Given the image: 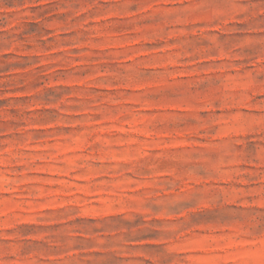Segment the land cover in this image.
Wrapping results in <instances>:
<instances>
[{"label": "rangeland", "instance_id": "rangeland-1", "mask_svg": "<svg viewBox=\"0 0 264 264\" xmlns=\"http://www.w3.org/2000/svg\"><path fill=\"white\" fill-rule=\"evenodd\" d=\"M0 264H264V0H0Z\"/></svg>", "mask_w": 264, "mask_h": 264}]
</instances>
